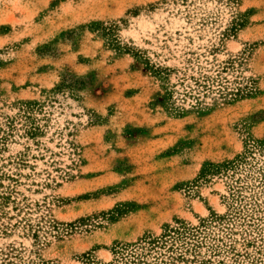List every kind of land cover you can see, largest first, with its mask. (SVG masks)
<instances>
[{"label":"rangeland","instance_id":"obj_1","mask_svg":"<svg viewBox=\"0 0 264 264\" xmlns=\"http://www.w3.org/2000/svg\"><path fill=\"white\" fill-rule=\"evenodd\" d=\"M0 264H264V0H0Z\"/></svg>","mask_w":264,"mask_h":264},{"label":"trees","instance_id":"obj_2","mask_svg":"<svg viewBox=\"0 0 264 264\" xmlns=\"http://www.w3.org/2000/svg\"><path fill=\"white\" fill-rule=\"evenodd\" d=\"M120 48V46H118ZM78 80H76L77 82ZM61 86V85H60ZM60 86H57V88H59ZM76 86V85H75ZM30 105L34 104V101H30L28 102ZM235 168V163L234 162H228V163H221V164H212L210 166H208L207 168L204 169V173L206 174H217V173H228L231 169ZM181 229L185 230V226L184 228H172L169 231V235L171 232H179ZM168 235V234H166Z\"/></svg>","mask_w":264,"mask_h":264}]
</instances>
